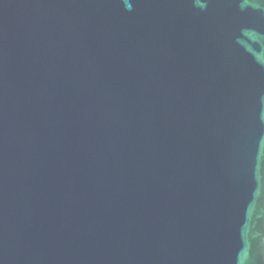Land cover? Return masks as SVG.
<instances>
[{
    "label": "water",
    "instance_id": "95a60500",
    "mask_svg": "<svg viewBox=\"0 0 264 264\" xmlns=\"http://www.w3.org/2000/svg\"><path fill=\"white\" fill-rule=\"evenodd\" d=\"M0 264H264V0H0Z\"/></svg>",
    "mask_w": 264,
    "mask_h": 264
}]
</instances>
